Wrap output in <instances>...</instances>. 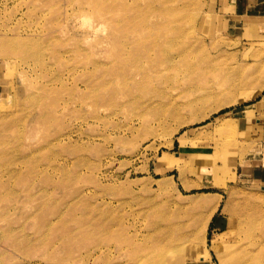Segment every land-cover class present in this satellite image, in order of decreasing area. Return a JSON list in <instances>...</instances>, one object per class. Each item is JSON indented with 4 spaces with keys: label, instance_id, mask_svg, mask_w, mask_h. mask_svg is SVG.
Here are the masks:
<instances>
[{
    "label": "rangeland",
    "instance_id": "rangeland-1",
    "mask_svg": "<svg viewBox=\"0 0 264 264\" xmlns=\"http://www.w3.org/2000/svg\"><path fill=\"white\" fill-rule=\"evenodd\" d=\"M232 6L0 0V264H264V4Z\"/></svg>",
    "mask_w": 264,
    "mask_h": 264
},
{
    "label": "crops",
    "instance_id": "crops-1",
    "mask_svg": "<svg viewBox=\"0 0 264 264\" xmlns=\"http://www.w3.org/2000/svg\"><path fill=\"white\" fill-rule=\"evenodd\" d=\"M264 4V0H233L235 13L248 14Z\"/></svg>",
    "mask_w": 264,
    "mask_h": 264
},
{
    "label": "bare ground",
    "instance_id": "bare-ground-1",
    "mask_svg": "<svg viewBox=\"0 0 264 264\" xmlns=\"http://www.w3.org/2000/svg\"><path fill=\"white\" fill-rule=\"evenodd\" d=\"M162 64H168V65H172L173 63H162ZM208 214V213H207ZM244 223V222H243ZM255 232H254V230H253V232H252V230L249 232V231H245V232H243V234L244 235H246V236H253V234H254ZM256 236V235H255ZM246 249H248V248H246ZM242 250H243V248H242ZM200 256V255H199ZM201 258L203 259V260H205V256L204 255H202L201 256Z\"/></svg>",
    "mask_w": 264,
    "mask_h": 264
}]
</instances>
